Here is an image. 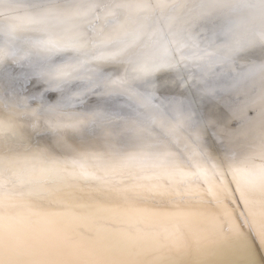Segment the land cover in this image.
I'll return each instance as SVG.
<instances>
[{
  "label": "bare ground",
  "instance_id": "6f19581e",
  "mask_svg": "<svg viewBox=\"0 0 264 264\" xmlns=\"http://www.w3.org/2000/svg\"><path fill=\"white\" fill-rule=\"evenodd\" d=\"M48 7L66 10L67 14L73 17L71 20L56 23L55 31L78 36L85 47L66 46L62 51H49L41 43L45 39V32L31 25L19 28L15 32V39H10L9 30L12 26L24 24L29 16ZM251 12V8L245 5L202 4L199 0H54L53 3H47L45 0H0V28L4 30V35L0 37V52L4 56L3 63L0 64V83H2L0 119L5 122L14 121L20 133L15 139L5 140L3 150L5 164L7 165L10 159H22L28 156L32 149L47 147L49 152L56 157L75 165L76 170L82 175L81 179L70 181L67 185L55 182L45 184L41 196L24 195L25 189L18 186L13 187L11 183L0 187V215L3 217L0 221V243L3 244L5 251L10 250L25 261L54 258L68 261L70 264H89L92 260L118 256L124 248L123 245L109 243L106 245L107 250L93 251L91 249V244L97 240L98 236L97 232L90 229V224L79 223L70 228L63 225L54 226L55 224L44 223L43 215L54 213L61 216L70 214L81 217L97 209L103 210L105 215H121L145 208L164 206L167 201L158 196H150L147 188L153 184H169V174L177 169L192 173L193 175L190 180L186 181V184L199 185L200 190L204 192L207 191V185L196 174L198 167H206L210 178L217 181L220 179L216 175L212 159L206 156L207 152L202 145L191 137L192 129L178 131V144L181 151L179 155L169 150L155 149L149 142L148 135H141L140 140L142 141L135 140L134 137L139 136L137 131L132 132L128 127L123 132V141L114 144L109 143L106 138H102L103 141L99 140L101 142H96L97 140L91 142L84 131L69 123H62L61 125L64 126L60 127L58 136L63 140V147L60 151H54L44 143L45 133L50 132L44 130L46 126L37 115L38 113H35L31 120H27L22 109L15 110V107H11L13 106L11 99L16 100L21 97L24 101L31 100L33 94L29 91L35 90L36 92L40 89L43 93L40 95L44 101L43 105L48 100L50 102L55 95L51 92L52 90L44 91L46 77L42 78L41 75L25 71L27 70L26 65L23 64L27 62V59H22L20 56L22 53V55L28 53L35 58L42 56L47 66L55 57H67L68 59L73 57L74 59L70 62L72 66L69 71L71 72H68L70 76L58 75L63 80L62 85L65 86L59 90L62 91L59 95H64L66 88L69 87L81 89L85 99L82 95L73 99L79 107H91L95 104L110 107L117 105L122 108L134 106L133 103H126L127 101L122 100L121 97L109 98L102 93L101 89L97 90L95 84L99 78H77L80 72L84 74L86 72L89 75L105 74L103 76H106L107 71H100V73L95 70L98 66L99 68L105 67L103 64L107 60L94 58L100 53L122 48L126 43L127 50L119 58L130 56L133 59L137 54L145 56V64L149 69L147 73L136 72L133 69L132 71L136 72L134 76L136 79L144 78L142 74L147 76L140 83L135 81L133 87L136 89H133H135L138 105L149 116L153 124L165 121L166 115L168 116L167 99L171 91L169 87L166 88V85L182 74H186L185 81L205 83L207 95L216 97L218 105L224 96L242 92L244 100H240L243 108L256 116L264 113V87L254 89L252 83H244L245 78L240 79V76L235 82L224 81L229 76L231 68H235V56L242 54L244 59H247L252 55L251 49L264 50V33L256 27ZM237 25L242 35L251 43L229 47L233 36L232 30ZM20 62H24L22 66ZM116 65L118 63L113 68ZM121 67L123 69V66ZM122 69L120 68V72ZM126 72L129 73V71ZM111 77L114 78V76ZM24 79H29V83H26ZM92 88H94L93 91L97 90L95 94L88 92ZM56 93L58 95L59 92L56 91ZM25 94L26 97H23ZM160 108L162 110H159ZM207 109V106H202L197 113L198 116L204 114ZM258 118L256 143L246 147L248 154L253 151L258 152L257 146L260 138L264 136V121L259 115ZM33 123H36L35 128L32 127ZM138 131L140 133L139 129ZM135 142L142 146H135ZM78 153L87 154V162L77 160ZM132 155L139 157L141 161L139 165L124 169L122 174L116 177L108 175L109 162L120 161ZM219 160L225 167L227 166L224 160L221 158ZM256 162L261 161L257 158ZM226 180H230V177H226ZM139 185L145 187L140 188ZM184 187L185 184L180 185L181 190ZM227 204L235 211V219L239 221V224L245 230L251 231L254 236L257 235L258 227L253 223L251 208L243 204H234L231 200H228ZM105 215L100 220L103 227L108 226V221L119 219V217ZM229 227L230 225H225L226 230ZM121 230L105 232L116 234ZM132 250L142 252L146 258L158 255L143 244L137 245ZM192 251L193 249L189 248L181 255H189Z\"/></svg>",
  "mask_w": 264,
  "mask_h": 264
},
{
  "label": "snow or ice",
  "instance_id": "6c2138e0",
  "mask_svg": "<svg viewBox=\"0 0 264 264\" xmlns=\"http://www.w3.org/2000/svg\"><path fill=\"white\" fill-rule=\"evenodd\" d=\"M45 2L53 3L54 0H45ZM199 2L249 6L256 27L264 33V0H199ZM72 18L66 10L55 7L42 8L29 16L24 24L12 26L9 37L15 39V32L19 28L31 25L45 32V39L41 43L49 51H62L66 46L85 47L78 36L55 31L56 23ZM232 31L229 47L251 43L242 35L239 25ZM3 35L4 30L0 28V37ZM127 46L125 43L124 47L112 52L100 53L94 59L116 60L124 54ZM3 60V53L0 52V64ZM133 70L146 73L149 69L147 64H142ZM256 70L264 71V68ZM57 71L58 75H68L66 71ZM119 82L123 84L126 80L121 78ZM225 117L226 114H223L215 118L217 122L224 123ZM260 117L264 121V113H261ZM63 126L57 123L53 124L52 128L55 131L56 128ZM226 126H231V120L227 121ZM32 127L35 128L36 123H33ZM19 135V127L14 121L5 122L0 119V187L11 183L13 187L25 189L24 195L41 196L44 185L49 182L67 185L70 181L82 178L75 165L56 157L47 147L32 149L28 156L22 159H10L6 165L3 156L5 140L15 139ZM205 137L210 139L207 130ZM257 147L258 152L253 151L240 158L236 155L228 156L230 162L225 167L219 160L215 142L210 143L208 156L213 161L219 181L210 178L206 167H198L196 174L207 185V191L204 192L200 190L199 185L186 184L192 173L177 169L169 174V184H153L147 188L150 196H158L166 200L167 204L121 214L119 220L124 228L119 233L105 232L103 224L99 222L105 213L100 209L81 217L45 213L43 222L61 224L66 228L82 222L95 226L98 238L91 244L93 251L107 250L106 245L109 243L124 246L120 255L92 260L89 264H264V136L260 138ZM257 158L260 163L256 162ZM76 159L87 162L88 156L78 153ZM140 163L139 157L135 155L109 162L108 175L119 176L124 169ZM226 177H230V180H226ZM181 184H185L183 190L180 188ZM228 200L251 208L253 223L258 227L257 235L254 236L251 231L245 230L239 224L235 219V211L227 204ZM2 220L3 217L0 215V221ZM226 224L230 225L227 230ZM141 244L148 246L158 255L146 258L142 252L132 250ZM189 248L193 249L189 255H181ZM0 264H70V262L54 258L25 261L10 250L6 252L3 244L0 243Z\"/></svg>",
  "mask_w": 264,
  "mask_h": 264
},
{
  "label": "rangeland",
  "instance_id": "374dc122",
  "mask_svg": "<svg viewBox=\"0 0 264 264\" xmlns=\"http://www.w3.org/2000/svg\"><path fill=\"white\" fill-rule=\"evenodd\" d=\"M251 51H252L251 52L252 55L250 58H247V59H244V55L242 54H240L239 56L237 55L238 57L235 56L236 58V62L234 64L235 68L234 67L231 68L229 72V76L225 78L224 81L226 82L234 81L235 82V80L239 78L243 79L244 77L245 78L244 83L246 84L252 83L255 87L254 89L256 88L259 89V88L264 87V71L256 70V69L264 68V50L253 48L251 49ZM22 54L20 56L22 57V59H27L28 63L26 62L27 63L26 64L24 62H20V66H22V64L24 63L23 65H26V69H27L25 71L31 72L32 74L34 73L35 75L37 74L41 75L40 77L42 78L46 77L47 78L46 79L47 82H45L46 89H48L49 92L52 90L51 92H54L55 95L52 99H50V102L48 100L47 103L45 102L43 105L44 101L42 100V97L40 96L42 95L41 90L39 89L36 92L35 90L29 91L31 92V94H33V97H31L32 98L31 100L24 101V98L21 99V97L17 96L18 97V98L16 97L17 99L20 98L19 99L20 103H17L19 102L17 101V99L16 100L11 99V102L13 101L12 102L13 106L11 105V107L13 108L15 107L14 108L15 110L22 109V113L24 114L27 120H31L33 115H35V113L36 114L38 113L37 115L40 116L42 123L46 126L44 130H48L50 132V133H45L44 143L47 144L50 148L54 149V151L56 152L60 151V149L63 147V140H61L58 136L60 127L56 128L55 131L52 129V125L57 124V123L59 124L69 123L72 126L75 125L73 127H76L77 129L84 131L89 141L91 142L96 141V140H97L96 142H101L103 141L102 138H106V140L109 143H114V144H119L121 140L123 141L122 139L123 132L128 127L130 128V131L132 132L137 131V135H139L138 136L139 138L133 135L135 133H133L132 135L130 134L131 136H135L134 137L135 140H140L141 135H148V137L150 138L149 142L154 146L155 149L162 150V151L169 150L179 155H181V151H180L179 144H178L179 143L178 131H181V130L186 131L188 129H192L191 137L193 138L195 142L202 145L205 152H207L206 156L209 157L208 154L210 151V143L215 142V146H216V149L218 150L219 158L224 160L227 164L230 162L227 159L228 156L236 155L238 158H240V157L249 155L247 153L246 147L251 146V144L253 145L254 143H256V127L259 122L258 115L260 117V114L254 116L252 115V113H249V111H245V109L243 108L242 102H241L242 99L244 100L242 92H238L241 94L234 93L230 96L228 95L227 97L224 96V98L220 100L221 102L218 105L217 104L218 100L216 97L207 95L208 91H207V86L205 83L201 81L200 82L199 81L191 82L190 80L185 81L186 74H182L177 79H174L173 81L171 80L170 82L167 83L166 88L169 87L168 89L171 91L170 96L167 99L168 116L166 115L165 121H162V122L157 121L158 123L153 124L152 121L149 119V116L145 114L144 110L141 109L140 106L138 105L137 100H136L137 98L134 92L136 88L133 87V83L135 81L140 83L147 76V75L142 74L141 76H145V77L144 78L141 77V80H139L134 77L136 76L137 71L136 72L132 71V69H134L135 67L137 68L140 65L145 64V56L143 54H139V55L137 54L136 57L133 59L130 58V56H126L124 58L122 57L123 58L122 63L120 62L122 58H119V57L116 60H107L103 64L105 67L102 66L103 68H99L98 66V68L96 67L97 69L95 68L96 72L107 71L108 75L106 74V76H103L105 74H96V73L89 75V73H86V72L85 74L84 72H80L79 75L77 76V78L79 79L80 78L82 79L99 78L98 82L95 84V87H97V90L101 89L102 93L109 98L111 97L120 98L121 97L122 100L127 101L126 103H133L134 106L128 107V108L117 107V105H111L110 107L109 105L104 106L103 104H95V105H92L91 107H79V105L73 102V99L81 95H82V98L85 99V96H83V92L81 89L77 90L76 88L69 87V88H66V93H64V95H61V96L59 95L62 92V91L60 92L59 90L63 89L65 86L62 85L63 80L59 78L60 76H58L57 70L66 71L67 73L71 72L69 71L72 66L70 65V62L74 59L73 57H71V59H68L67 57L66 58L65 57H55L52 60V63L47 66L43 62V58L40 55H39L40 58H35V57H31L30 54L28 53H25L26 55L25 54L22 55ZM108 63L110 64L112 63V65ZM113 63L115 64L118 63V65H116L115 68H113L115 65ZM121 66H123V69ZM111 67L114 70H112ZM120 68L122 69V72L125 71L124 72L125 74L120 72ZM115 69L118 70L119 75L117 74V70L115 71ZM109 70H110V73H109ZM126 71H129V73ZM120 74H122L121 77H120ZM132 74L134 75L132 76ZM66 76L69 77L70 75L69 76L66 75ZM111 76H114V78H112ZM121 78H124L126 80V83H123V85H125L127 88L123 86L120 82H118L121 80ZM24 81H26V83H29L30 80L24 79ZM116 83H119V84H116ZM117 86L119 87L121 86V88L119 87L117 88ZM120 89L121 91L123 90L124 91L121 92ZM93 90L94 88H92L88 92H92L93 94H95L97 90L96 91H93ZM125 90L127 91V93ZM56 91L59 92L58 95ZM26 94L23 97H26ZM69 99L71 100V102ZM21 100H23L24 102ZM234 102H236V104ZM237 104L238 106L239 105L241 106V107L239 106L241 109L237 106ZM204 105L207 106L208 109L206 110V112H204V114H202L201 116L200 115L198 116L197 114L198 111ZM39 107L41 110L39 109ZM52 109H54V111H52ZM159 110H162V109L160 108ZM237 111L238 112L241 111V112L238 113ZM236 113L238 114V116ZM223 114H226L225 122L224 123L217 122V119L215 117L222 116ZM228 120H231L230 127L226 126ZM77 121H82V123H77ZM90 124L92 125L90 126ZM96 124L98 125L96 126ZM138 129L140 130V133ZM205 130H207V133L210 139H206ZM143 141H147V140H143ZM135 146L141 147L142 144L135 142Z\"/></svg>",
  "mask_w": 264,
  "mask_h": 264
},
{
  "label": "water",
  "instance_id": "95a60500",
  "mask_svg": "<svg viewBox=\"0 0 264 264\" xmlns=\"http://www.w3.org/2000/svg\"><path fill=\"white\" fill-rule=\"evenodd\" d=\"M105 216H114V217H120V215H105ZM101 222V221H99ZM83 223V222H82ZM108 226L107 227H104V230L105 231H114L116 229H123V228H120V227H123L124 225L120 222V220H110L107 222ZM57 225H61V224H55L54 226H57ZM84 225H89L88 223H84ZM123 225V226H122ZM51 227H53L51 225ZM95 226L91 225L90 226V229H93L92 231H95L96 232V229L94 228Z\"/></svg>",
  "mask_w": 264,
  "mask_h": 264
}]
</instances>
